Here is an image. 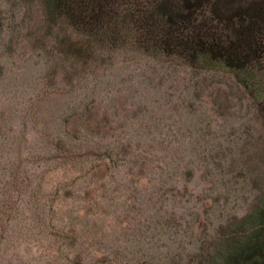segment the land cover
Segmentation results:
<instances>
[{
    "label": "rangeland",
    "instance_id": "rangeland-1",
    "mask_svg": "<svg viewBox=\"0 0 264 264\" xmlns=\"http://www.w3.org/2000/svg\"><path fill=\"white\" fill-rule=\"evenodd\" d=\"M41 21L0 0V264L212 262L264 188L253 100L154 59L70 78Z\"/></svg>",
    "mask_w": 264,
    "mask_h": 264
},
{
    "label": "trees",
    "instance_id": "trees-1",
    "mask_svg": "<svg viewBox=\"0 0 264 264\" xmlns=\"http://www.w3.org/2000/svg\"><path fill=\"white\" fill-rule=\"evenodd\" d=\"M39 3L44 39L55 42L50 58L62 60L70 72L154 59L229 74L253 100L264 128V0ZM209 264H264V188L252 210L229 224L218 255Z\"/></svg>",
    "mask_w": 264,
    "mask_h": 264
}]
</instances>
